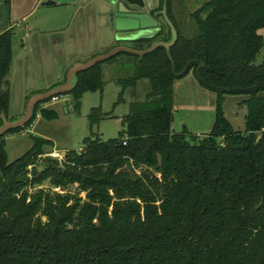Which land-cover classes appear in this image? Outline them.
Here are the masks:
<instances>
[{"label":"trees","instance_id":"obj_1","mask_svg":"<svg viewBox=\"0 0 264 264\" xmlns=\"http://www.w3.org/2000/svg\"><path fill=\"white\" fill-rule=\"evenodd\" d=\"M186 3L168 2L179 35L170 50L174 65L164 48L142 60L120 54L108 61L125 59L118 102L129 88L137 97L138 84H150L144 100L130 104L117 138L95 135L59 161L42 158L52 141L32 137L31 150L9 163L6 136L31 127L52 100L37 106L25 128L0 138V264H264V58L256 63L264 50V0H210L194 13ZM162 23L155 38L132 46L169 42ZM12 47L6 31L0 115L9 120L16 119L7 80ZM103 64L78 75L66 95L77 107L86 93L103 94ZM191 72L217 96L216 122L203 137L173 131L174 84ZM230 96L246 98L244 132L225 116ZM104 117L94 109L91 127ZM74 187L77 193L68 192Z\"/></svg>","mask_w":264,"mask_h":264},{"label":"rangeland","instance_id":"obj_2","mask_svg":"<svg viewBox=\"0 0 264 264\" xmlns=\"http://www.w3.org/2000/svg\"><path fill=\"white\" fill-rule=\"evenodd\" d=\"M208 1L210 0H187V10L194 13ZM147 3L149 9L155 12L160 5V0H147ZM100 5L104 7L103 9H107L102 3ZM100 16L98 17H100L99 23L102 30L101 39L104 45L107 43L106 41H109V28L107 29L109 23L106 20V14L102 13ZM160 22L163 24L162 20ZM73 31L74 34L72 36L77 38V31L75 29ZM57 32H60V30L50 31V37H57L59 35ZM260 34L264 37V30H261ZM79 38L83 39L84 36L79 35ZM263 58L264 50L257 57L256 63L260 64ZM121 59L120 57L113 63L106 62L102 65L106 81L103 94L100 92L86 93L81 99L79 107L76 106L77 103L71 96L53 100L41 107L38 113L40 118H37L31 127L21 134L6 136V152L9 163L15 162L31 150L33 147L32 137L52 141L54 148L45 147V153L47 154L42 156V158L50 157L59 161H62L69 151H81L85 146L86 139L95 137V135L105 142L117 138L123 130L122 120L129 113L130 104L134 100H144L145 96L150 92L149 81H143L138 84L137 97H133L132 89L129 88L125 92L124 100L118 102L122 91L119 80L128 76L127 72L122 71L120 67V64L124 63L120 62ZM117 62L118 64H115ZM32 80L43 84L48 82L50 78L44 73L41 77L33 78ZM26 81L29 83L30 79L28 78ZM16 90L18 88L12 89V93L10 92V118H17L25 111V106L21 99L22 95ZM245 100V97L230 96L227 97L224 103L225 116L237 132H244L246 128L245 116L247 107L243 105ZM96 108L102 109L105 119L91 127L89 117ZM42 110L54 112L57 116L54 119H49L47 116L42 117ZM216 113V94L205 89L193 72L175 82L173 123V131L175 133H182L187 130L192 136L203 137L213 128L216 122ZM49 187L50 185L47 183L42 188L49 189ZM56 191L60 190L57 189ZM68 192L77 193L78 191L74 187ZM68 192L61 193L67 194ZM82 197H85V195L83 194Z\"/></svg>","mask_w":264,"mask_h":264},{"label":"crops","instance_id":"obj_3","mask_svg":"<svg viewBox=\"0 0 264 264\" xmlns=\"http://www.w3.org/2000/svg\"><path fill=\"white\" fill-rule=\"evenodd\" d=\"M0 3V35L6 31L13 33V61L7 80L10 92L18 88L16 91L22 95L25 107L31 95L46 92L63 83L75 63L87 62L123 44L117 40V21L133 22L125 14L103 9L96 0L66 3L10 0L9 6L6 0H0ZM149 10L146 13L154 17L153 10ZM102 13L107 15L109 23V41L104 45L99 23ZM154 18L160 24L161 20ZM55 29L60 30L57 32L59 35L50 37V31ZM73 29L77 31V38L72 36ZM79 35L84 38L80 39ZM124 61L121 59L120 62ZM120 67L122 69V64ZM44 73L50 78L48 82L39 84L32 80ZM28 78L29 83L26 81Z\"/></svg>","mask_w":264,"mask_h":264},{"label":"water","instance_id":"obj_4","mask_svg":"<svg viewBox=\"0 0 264 264\" xmlns=\"http://www.w3.org/2000/svg\"><path fill=\"white\" fill-rule=\"evenodd\" d=\"M55 3H66L76 1L87 0H53ZM101 2L109 9V12L114 14H125L129 20L133 22L117 21L116 29L118 31L117 40L123 42L111 49L110 51L100 54L91 60L83 63H75L66 75L65 82L58 84L50 90L42 93H36L28 98L24 113L14 120H9L6 113L3 112L0 115V121L3 125L0 127V138L10 131L23 129L31 123L35 115V111L38 105L50 100H56L59 97H64L71 93L78 85V75L80 73L91 70L99 64L106 63L120 54H127L139 57L142 60L145 56L153 53L158 48H164L174 65L173 59L170 54L171 48H173L178 40V32L169 18L168 15V2L164 0L162 11L155 14L154 17L158 18L169 27L171 31V40L169 42L156 41L149 48L144 50L135 49L131 43L155 38L160 32L158 22L154 17H150L146 12L148 4L147 0H96ZM100 3V4H101Z\"/></svg>","mask_w":264,"mask_h":264},{"label":"flooded vegetation","instance_id":"obj_5","mask_svg":"<svg viewBox=\"0 0 264 264\" xmlns=\"http://www.w3.org/2000/svg\"><path fill=\"white\" fill-rule=\"evenodd\" d=\"M160 6V5H159ZM159 8V7H158ZM161 12V11H160ZM153 13H159V12H157V11H155V12H153ZM153 15H155V14H153ZM158 19L160 20V16L158 17ZM161 26V22H160V24H159V27Z\"/></svg>","mask_w":264,"mask_h":264},{"label":"built area","instance_id":"obj_6","mask_svg":"<svg viewBox=\"0 0 264 264\" xmlns=\"http://www.w3.org/2000/svg\"><path fill=\"white\" fill-rule=\"evenodd\" d=\"M37 118H40V115H39V114L37 115ZM125 144H126V143H125Z\"/></svg>","mask_w":264,"mask_h":264}]
</instances>
